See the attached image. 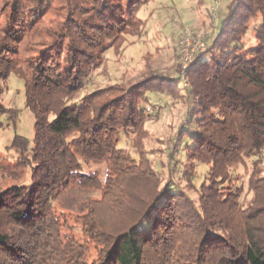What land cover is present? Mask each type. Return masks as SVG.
I'll return each instance as SVG.
<instances>
[{
  "label": "trees",
  "instance_id": "16d2710c",
  "mask_svg": "<svg viewBox=\"0 0 264 264\" xmlns=\"http://www.w3.org/2000/svg\"><path fill=\"white\" fill-rule=\"evenodd\" d=\"M55 1L0 0V130L3 119L18 121L19 111L2 102L12 74L24 80L35 119L33 143L15 135L10 145L16 164L0 161L5 179L31 172L29 183L0 191V264H264V0H230L217 30L214 13L186 85L178 69L79 99L106 54L140 42L139 12L154 0ZM250 31L255 42L247 47ZM128 37L136 39L126 46ZM174 53L179 60L178 48ZM151 98L181 100L188 114L159 169L139 153L134 162L119 146L148 116ZM107 160L115 176L104 185L83 172V162ZM200 164L208 171L197 186ZM139 180L155 185L142 195L133 188ZM74 188L101 193L83 203L85 232L100 251L93 261L63 232L54 209ZM102 205L132 216L105 230L97 219Z\"/></svg>",
  "mask_w": 264,
  "mask_h": 264
},
{
  "label": "rangeland",
  "instance_id": "374dc122",
  "mask_svg": "<svg viewBox=\"0 0 264 264\" xmlns=\"http://www.w3.org/2000/svg\"><path fill=\"white\" fill-rule=\"evenodd\" d=\"M230 0H154L145 7L141 8L139 17L145 21V28L140 42L131 47H127L120 55L110 51L104 56L102 62L94 69L91 76L84 82L82 91L77 95V99L83 98L85 92L96 90L107 86H124L135 84L138 80L151 74L175 73L179 69V60L174 57V51L177 48V41L185 27H191L197 33L206 34L207 25L214 22V13L218 14L215 19V29L219 27L226 7ZM62 0L54 2L55 7H59ZM212 16V17H211ZM53 12L47 18H53ZM205 24L206 28H203ZM202 29V30H201ZM135 37H128V43H133ZM255 42L254 33L249 32L247 36V47L253 46ZM120 84V85H118ZM166 99V98H165ZM2 102L7 107L15 108L19 111L18 121L15 125L7 119H3L4 127L0 130V161L15 165L19 154L10 148L15 135L24 136L32 143L35 135V119L32 112L26 106L25 83L24 80L12 74L8 80V89L2 96ZM151 104L156 107L148 106V116L139 126L136 132L123 136L120 141V148H125L126 152L132 153L134 162L138 158V153L148 156L151 161L159 163L165 159L164 152L172 149L175 144V138L178 136L180 128L188 124V114L183 101L170 99L157 100L151 98ZM139 162V161H138ZM137 162V163H138ZM251 161H248V171L251 172ZM199 178L194 182L197 186L204 180L208 167L197 165ZM83 172L95 175L99 178L102 185L109 177L114 175V164L109 160L105 162H83ZM247 169L237 167V175H247ZM169 172L162 176V179H168ZM31 172H27L21 181L15 182L12 179L3 178L0 173V191L19 183H29ZM181 189L196 203L199 195L185 179H179ZM155 182L144 183L136 181L133 188L144 195L150 191ZM100 191L95 189L85 190L74 188L66 191L63 196L55 202L54 209L60 217L63 232L76 239L78 243L87 248V258L89 261L99 259V247L96 239H89L85 232V215L83 203L90 201H99L101 199ZM198 204V203H197ZM92 206V204H91ZM124 211V212H123ZM121 211L110 210L106 205L98 207L97 219L99 224L105 230L114 229L116 225L124 220V217L131 218L132 212L127 209ZM123 215H122V214ZM126 214V215H125ZM124 216V217H123ZM116 228V227H115ZM88 236V237H87Z\"/></svg>",
  "mask_w": 264,
  "mask_h": 264
},
{
  "label": "built area",
  "instance_id": "2783aa9c",
  "mask_svg": "<svg viewBox=\"0 0 264 264\" xmlns=\"http://www.w3.org/2000/svg\"><path fill=\"white\" fill-rule=\"evenodd\" d=\"M215 18V17H214ZM205 34L196 35L191 27H185L177 41L180 79L187 84V70L196 61L197 56L207 48Z\"/></svg>",
  "mask_w": 264,
  "mask_h": 264
}]
</instances>
